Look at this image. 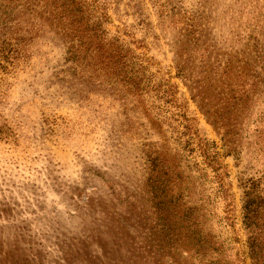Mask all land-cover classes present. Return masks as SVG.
Returning <instances> with one entry per match:
<instances>
[{
  "label": "rangeland",
  "instance_id": "1",
  "mask_svg": "<svg viewBox=\"0 0 264 264\" xmlns=\"http://www.w3.org/2000/svg\"><path fill=\"white\" fill-rule=\"evenodd\" d=\"M64 9L122 56L136 90L72 60L80 38ZM153 191L214 243L201 259L252 263L264 0H0V264H126L145 232L128 220L132 242L117 248L123 200L152 227Z\"/></svg>",
  "mask_w": 264,
  "mask_h": 264
},
{
  "label": "trees",
  "instance_id": "2",
  "mask_svg": "<svg viewBox=\"0 0 264 264\" xmlns=\"http://www.w3.org/2000/svg\"><path fill=\"white\" fill-rule=\"evenodd\" d=\"M63 11L69 15L70 22L68 25L74 26L72 37L77 35L76 38H80L79 45L74 47L70 52L72 60H75L77 63L84 61L82 67L84 69L90 67L92 74L96 77L98 76L96 72H100L101 77H115L116 81H122L129 91L136 90L138 86L136 76L133 74L122 75L123 70L120 69L125 64L122 56L117 52L106 49V44L100 42L97 35H87V33L81 31L80 29H83L81 25L82 19L76 17L73 13L71 14L72 11L70 12L68 9H64ZM86 26L88 27L89 24H86ZM82 54L83 57H80ZM201 150L205 154V148ZM148 187L154 190L153 186L148 185ZM245 196L243 219L246 227L251 228V226H255L254 221L257 219V205L247 193ZM117 201L120 202L122 200L117 199ZM123 201L125 203L120 209V215L126 214L128 218L119 215L117 227L113 229L116 241H120V243H117L119 244L117 248L122 250V245L125 242H132L131 236L123 232V230H126V224L128 226V220L133 221L134 232L138 233V228L142 230V233L145 232L141 243L135 242L131 250L125 249L126 254L131 256V259L126 264H220L217 259L209 260L199 257L203 256L207 251L216 252L217 249L213 247L214 243L200 237L199 233L192 230V225H187V222H189L187 211L181 213L178 210L175 213L173 212V214L171 211L170 213L168 212V206L169 203H172V200L166 197L164 201L162 197L153 191L151 209L155 214L156 223L152 227H146V222L150 218L141 219L137 215H134L136 207L130 202L128 195ZM96 204L98 205L96 201L90 200L91 206H95ZM250 233L252 236L249 238L248 246L251 264H264V242L260 237L253 235V231Z\"/></svg>",
  "mask_w": 264,
  "mask_h": 264
}]
</instances>
